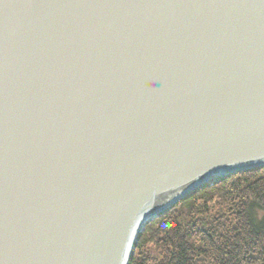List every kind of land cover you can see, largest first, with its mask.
<instances>
[{
	"label": "water",
	"instance_id": "water-1",
	"mask_svg": "<svg viewBox=\"0 0 264 264\" xmlns=\"http://www.w3.org/2000/svg\"><path fill=\"white\" fill-rule=\"evenodd\" d=\"M258 168L264 0H0V264H129Z\"/></svg>",
	"mask_w": 264,
	"mask_h": 264
},
{
	"label": "trees",
	"instance_id": "trees-1",
	"mask_svg": "<svg viewBox=\"0 0 264 264\" xmlns=\"http://www.w3.org/2000/svg\"><path fill=\"white\" fill-rule=\"evenodd\" d=\"M264 168L216 179L146 225L129 264H264Z\"/></svg>",
	"mask_w": 264,
	"mask_h": 264
},
{
	"label": "rangeland",
	"instance_id": "rangeland-1",
	"mask_svg": "<svg viewBox=\"0 0 264 264\" xmlns=\"http://www.w3.org/2000/svg\"><path fill=\"white\" fill-rule=\"evenodd\" d=\"M222 179V178H221ZM200 189V188H199ZM198 190V189H197ZM191 194H193V193H191ZM190 194V195H191ZM189 196V195H188ZM187 196V197H188ZM186 198V197H185ZM184 198V199H185ZM183 199V200H184ZM183 200H181V201H179L178 203H176L174 206H176L177 204H179L180 202H182ZM173 206V207H174ZM171 210V209H170ZM169 211V210H168ZM167 212V211H166ZM165 213V212H164ZM164 213H162V215L164 214ZM162 215H160V216H162ZM253 215H254V219H255V222L256 223H258L259 225H261V223L262 222H264V212H262L261 210L259 211V210H257V208H254L253 209ZM160 216H158V218H156V219H154V220H152V221H155V220H157V219H159L160 218ZM152 221L151 222H149V223H147V224H150V223H152ZM146 224V225H147ZM146 225L144 226V230L142 231V232H144L145 231V227H146ZM138 237V236H137ZM138 243V239H137V241H136V243L134 244V248H133V252H132V254L131 255H133L134 254V252L136 251L135 250V246H136V244ZM130 260V259H129ZM129 262V261H128Z\"/></svg>",
	"mask_w": 264,
	"mask_h": 264
}]
</instances>
